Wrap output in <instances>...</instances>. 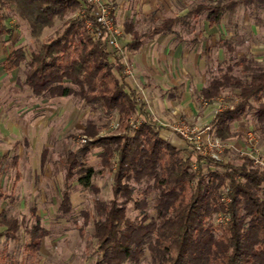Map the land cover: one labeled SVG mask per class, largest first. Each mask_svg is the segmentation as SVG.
<instances>
[{
	"label": "trees",
	"instance_id": "trees-1",
	"mask_svg": "<svg viewBox=\"0 0 264 264\" xmlns=\"http://www.w3.org/2000/svg\"><path fill=\"white\" fill-rule=\"evenodd\" d=\"M241 5L263 8L264 0L200 3L185 16L166 18L145 33L125 22L123 30L130 38L126 48L138 51L145 38L168 34L175 25L187 24L188 19L201 15L212 28L219 25L224 14ZM5 7L14 9L27 22L33 38L56 20L78 12L75 19L66 21L61 34L31 55L24 84L36 97L74 96L117 115V129L122 134L98 136L68 153L63 163L64 190L59 207L63 213L70 210L75 177L79 176L82 187L93 188L90 180L95 171L86 165L92 149L101 150L100 167L112 175L113 199H96L93 216H83L81 229L92 222V237L97 244L94 264H140L146 256L149 264H264V169L253 167L247 156L240 157L239 164L225 160L226 151L220 161L197 155L193 163L182 150L163 140L162 128L147 111L146 103L135 90L128 89L120 59L86 31L85 19L92 16L85 0H0V39L10 33L2 12ZM25 57L22 48L13 49L2 63L3 70L11 73L18 69ZM216 71L200 90V97L207 104L225 94L231 99L212 116V134L229 141L234 135L233 124L248 111L263 126L264 65L242 56L222 62ZM84 133L93 138L98 130L91 127ZM6 159L1 156L0 163ZM40 162L43 167L46 153ZM10 164L17 183L21 179L19 157H11ZM131 183L144 188L135 189ZM136 191L141 198L133 199ZM150 196L154 214L148 212ZM0 198L5 196L0 194ZM131 202L132 210L137 212L132 219L127 215ZM30 215L34 223L25 229V252L34 257L48 231L40 224L35 207H30ZM214 216L224 220L215 223ZM20 228L17 218L0 211V244L2 238L16 240Z\"/></svg>",
	"mask_w": 264,
	"mask_h": 264
},
{
	"label": "rangeland",
	"instance_id": "rangeland-1",
	"mask_svg": "<svg viewBox=\"0 0 264 264\" xmlns=\"http://www.w3.org/2000/svg\"><path fill=\"white\" fill-rule=\"evenodd\" d=\"M104 1L113 7L116 14L118 3L115 0ZM138 1L134 3L132 0L130 6L137 8ZM223 1L226 0H174L168 10L161 12V16L182 15L196 4ZM2 12L10 33L0 39V157H7L0 163V194L5 196L0 198V211L17 218L21 228L16 240L1 239L0 261L8 263L12 260L14 264H94L97 244L92 237V222L81 229L83 216L85 213L93 216L96 199L104 202L113 199L112 175L100 167L98 155L101 150L92 149L86 165L95 171L90 180L93 188L82 187L78 182L79 176L75 177L71 182L70 210L63 213L59 211L64 190L63 163L68 153L76 152L98 136L122 134L117 129V115L107 114L99 106L87 105L74 96L42 99L34 96L24 84L31 55L41 45L61 34L66 21L75 19L78 12L67 15L63 20H56L38 38L30 35L27 22L14 9L5 7ZM121 14L124 16L125 12ZM117 16L118 13L114 17V24L121 50L114 52L110 49V52H114L129 72L125 73L128 89L138 93L157 123V103L164 104L161 111L166 117L161 122L164 125L159 123L162 126L160 137L182 150L184 157L191 158L195 163L197 155L172 128L178 125L210 126V118L228 104L231 99L229 94L208 104L199 96L200 88L216 76L217 66L221 62L246 56L258 65H264V7L241 5L234 12L224 14L219 25L211 29L202 18L191 19L187 24L175 26L174 34L146 41L145 47L137 53L127 50L129 39L123 34L120 24L125 19ZM155 21L158 23L160 20L134 19L136 28L141 32L156 25ZM161 38L163 41H160ZM15 48L24 50L25 62L13 72L6 73L2 69V62ZM152 52L158 54L152 57L151 66L148 65L156 78L151 76L154 82L150 81L151 77L146 79L148 74L140 66L141 58ZM200 59L201 66L196 63ZM117 69L115 66L114 71ZM162 78L167 80L162 81ZM91 127L97 128L96 137L85 135L84 131ZM232 131L233 137L225 142V160L239 164L240 157H244L242 153L250 151L264 160V125L257 124L252 111L234 123ZM44 153L46 163L41 167ZM13 156L19 157L18 172L21 179L17 183L14 179L15 170L10 164ZM251 165L262 169L252 162ZM202 169L205 170L206 166L203 165ZM131 185L135 189L144 188V185ZM137 193L133 199L141 198ZM147 201L148 212L154 214L151 209L153 196L148 197ZM30 207H35L40 224L48 231V236L42 240L40 250L34 257L25 252V229L34 223ZM127 215L130 219L137 215L132 210V202L128 204ZM217 221L218 218L214 216L213 222ZM140 264H149L148 257Z\"/></svg>",
	"mask_w": 264,
	"mask_h": 264
},
{
	"label": "built area",
	"instance_id": "built-area-1",
	"mask_svg": "<svg viewBox=\"0 0 264 264\" xmlns=\"http://www.w3.org/2000/svg\"><path fill=\"white\" fill-rule=\"evenodd\" d=\"M91 8V19H85V29L93 40H101L107 51L110 49L120 51L118 44L117 30L114 24V9L104 0H85ZM80 17H84V13H80ZM110 52V53H114ZM124 73L129 74L124 68ZM206 103V102H205ZM224 108V107H223ZM221 108V109H223ZM221 109L217 110L220 111ZM162 128V126H161ZM173 132L179 136L182 142L187 145L192 152L201 157L211 158L213 160H222L225 152L226 144L212 134L211 126L190 127L188 125L174 126ZM249 157L254 165L264 169V160L259 158L257 154L242 153ZM224 219L219 217L218 222Z\"/></svg>",
	"mask_w": 264,
	"mask_h": 264
},
{
	"label": "crops",
	"instance_id": "crops-1",
	"mask_svg": "<svg viewBox=\"0 0 264 264\" xmlns=\"http://www.w3.org/2000/svg\"><path fill=\"white\" fill-rule=\"evenodd\" d=\"M131 1L132 0H115V2L116 3H118V11H117V13H118V16L119 17H124V19L125 20H122L121 22H120V24H121V28H122V31H123V34H125V32H124V30H123V25H124V23L125 22H131V23H133L134 24V26H135V22H134V19H136V18H138V19H141V18H151L152 20H157V19H159L160 21L157 23L156 21V25L157 24H159L162 20H164V19H166V18H170V17H183V16H185L186 14H187V12L191 9H189L185 14H182V15H169V16H164V17H162L161 16V12L162 11H165V10H168V7L170 6V4L171 3H173L174 2V0H134V3H136L137 1H138V3H139V5L137 6V8L135 7V6H133V7H131L130 5H131ZM200 4V3H199ZM197 5V4H196ZM125 12V14H124V16H123V14H121V12ZM116 13V14H117ZM115 13H114V17H115V15H116ZM117 16V17H118ZM203 17H204V15H201V16H198L197 18H193V19H195V20H197V19H199V18H202V21L203 22H205L204 20H203ZM189 20H191V19H188L187 21H189ZM206 23V22H205ZM179 24H181V23H179ZM179 24H177V25H179ZM177 25H175V26H177ZM153 26H155V25H153ZM152 26V27H153ZM175 26L172 28V30H171V32L170 33H168V34H163V35H156V36H152V37H147V38H145L144 40H143V44H142V47L138 50V51H130V52H133V53H137V52H139L140 50H142L144 47H145V45H146V41H150L151 42V40H153V39H156V38H159V37H166V36H168V35H171V34H174V32H175ZM183 26V25H182ZM207 26H208V24H207ZM151 27V28H152ZM215 27V26H214ZM214 27H212V28H214ZM151 28H148L146 31H148L149 29H151ZM209 28V27H208ZM135 29L137 30V31H139L137 28H136V26H135ZM209 29H211V28H209ZM146 31H144V32H141V31H139L140 33H145ZM126 35V34H125ZM127 37H128V39H129V41H130V38H129V36L127 35ZM129 41H128V43H129ZM158 41V40H157ZM160 41H163V39L161 38V40ZM127 43V44H128ZM126 44V45H127ZM157 49V48H156ZM156 49H154V51H157ZM190 49V47L188 48V50ZM154 55H156V57H157V55L158 54H156V53H154V52H152L150 55H146V56H143L142 58H141V60H140V66H141V70L142 71H144V72H146V74H148V76H146L147 78L146 79H149V77H153L154 78V76H153V73H151L150 72V70H149V68H150V66H151V64L150 63H152V60H153V56ZM186 57H188V56H186ZM198 61V60H197ZM4 62V61H3ZM2 62V63H3ZM157 62V61H156ZM224 62V61H223ZM195 63V62H194ZM193 63V64H194ZM196 63H198V65L199 66H201L202 65V60L200 59L198 62H196ZM222 63V62H221ZM219 64V63H218ZM148 65H150V66H148ZM155 65V64H154ZM168 66H169V64H167ZM172 65V64H171ZM153 66V65H152ZM157 66V65H156ZM2 69H3V67H2ZM13 72V71H12ZM189 74H190V72H189ZM152 77L150 78L151 80L150 81H152ZM154 79H156V78H154ZM165 80H167V78H165V79H163L162 78V81H165ZM152 82H154V81H152ZM205 86V85H204ZM203 86V87H204ZM203 87H201L200 88V90L203 88ZM200 90H199V93H200ZM200 96V95H199ZM201 98V97H200ZM203 101V100H202ZM162 103V102H161ZM163 105L164 104H159V103H157V106H156V109H157V116H158V118H156L157 119V121H159V123H161L162 122V120H164L165 118H163V117H166V116H164L163 114H162V109H161V107H163ZM153 115V114H152ZM211 120H212V117L210 118V122H211ZM209 122V123H210ZM158 123V124H159ZM163 123V122H162ZM161 123V125H164V124H162ZM160 125V124H159Z\"/></svg>",
	"mask_w": 264,
	"mask_h": 264
}]
</instances>
